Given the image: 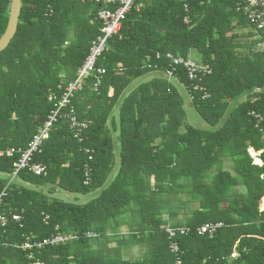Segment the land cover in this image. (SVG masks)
<instances>
[{"label": "trees", "instance_id": "16d2710c", "mask_svg": "<svg viewBox=\"0 0 264 264\" xmlns=\"http://www.w3.org/2000/svg\"><path fill=\"white\" fill-rule=\"evenodd\" d=\"M237 3L136 0L97 61L105 71L100 84L90 77L74 95L77 119L91 122L84 141L62 119L33 154L31 164L45 168L41 175L26 168L13 177L19 154L0 157V194L6 192L0 212L22 215L0 235V264H264V126L255 128L248 116L264 114V49L257 50L264 39ZM9 5L0 0V37ZM98 10L91 2L21 0L17 32L0 53V151L25 150L37 134L53 108L48 96L58 100V86L75 78L99 35ZM168 54L211 74L190 80L176 67L169 79ZM148 74L154 76L132 88ZM185 104L207 129L187 124ZM110 120L118 125V158ZM84 149L93 151L91 160ZM249 149L260 153L261 165L252 163ZM224 159L234 175L222 169ZM58 191L94 197L78 205L58 199ZM191 202L199 206L184 221L162 219ZM210 222L223 227L213 237L196 235ZM166 227L190 232L170 240ZM57 234L78 239L42 250L14 247ZM130 245L146 252L123 259Z\"/></svg>", "mask_w": 264, "mask_h": 264}, {"label": "built area", "instance_id": "2783aa9c", "mask_svg": "<svg viewBox=\"0 0 264 264\" xmlns=\"http://www.w3.org/2000/svg\"><path fill=\"white\" fill-rule=\"evenodd\" d=\"M50 2H55L57 0H48ZM70 2H80L86 3L91 2L99 6L97 12V20L99 21L101 28L99 35L91 42L88 54L77 69L75 78L70 82L66 83L64 86L59 85L58 90L61 92L58 100L56 101L55 94L51 93L48 96V102L53 104V108L50 110L45 122L42 124L40 129L37 131V134L33 137L31 142L27 145L25 150H15L9 149L6 151H0V157L5 156L7 158H12L15 154H19L18 160L13 164L14 172L13 177L23 169L28 168L36 175H41L44 173L45 168L41 165H33L32 157L36 152H40V146L43 144L44 140L49 138L50 132L54 129L55 125L63 120H67L71 131L74 133L73 137L79 142L82 143L83 131H85L91 122H81L76 117V111L73 105L74 95L84 88V84L90 77H95L97 79L96 86L100 84L101 76L105 73L103 69L96 68L97 61L106 51L108 41L114 36L118 35L123 21L126 19L127 15L130 13L134 7L136 0H68ZM237 10L242 12L246 17L249 24L254 28V30L261 34L260 36L264 39V0H238ZM258 47L264 49V43H259ZM167 58L172 63V71L169 72V79L172 78L173 72L177 69L176 67H181L187 72V76L190 80L198 79L202 81L203 78L211 74V70L208 67H200L191 59L175 58L171 54L167 55ZM197 89V86L195 87ZM199 90L204 92V88L199 87ZM203 98H208V94L204 93ZM248 116L254 120L255 128L262 130L264 126V114H260L254 111L248 113ZM84 153L89 156L91 160L93 151L91 149H84ZM89 169L85 170V185L89 184L88 177ZM6 196L5 190L0 194V208L3 204V199ZM9 220L15 223H21L22 215L16 213L6 214L0 212V235L4 234ZM48 217H45L44 222L47 223ZM223 227L222 223H208L200 227L195 228V233L198 236H208L213 237ZM165 232L168 235V238L171 240L177 234L178 235H187L190 232V229L187 227L171 229L169 227L165 228ZM91 233H87L86 237H91ZM78 239L77 236L66 235V234H57L52 235L49 238L42 239L38 242H32L30 238H27L21 246L14 247L19 248L23 251L26 250H42L45 247H57L62 244L71 242ZM170 250L172 253H178V245L174 242H171ZM236 254H232V258ZM28 259H32L28 255ZM31 264H43L42 262H32Z\"/></svg>", "mask_w": 264, "mask_h": 264}, {"label": "rangeland", "instance_id": "374dc122", "mask_svg": "<svg viewBox=\"0 0 264 264\" xmlns=\"http://www.w3.org/2000/svg\"><path fill=\"white\" fill-rule=\"evenodd\" d=\"M249 31H252V30L247 29V30L240 31L239 33L247 34ZM257 50H261L260 47L257 46ZM193 59H194V56H193ZM184 111H185V114H186V122H187L188 125L196 128V129H199V130H205V129L208 128L207 124L204 121H202V119L199 117V115L196 113V111L191 106H189L188 104H185ZM248 154H249V156L252 159V163L256 165L255 158H257L259 153L254 152L252 149H249ZM221 167H222L223 170L229 171V172H231L234 175V172L232 170V162L229 159H224L223 162H222V166ZM150 184H151V186H153V184H154L153 183V179L151 180ZM54 195H56V197L58 199H61V200L65 201V202L74 203V204H78V205H84V204L88 203L89 201H91L93 199V197H94L93 196L94 194H92V193L89 194V195H86V196H82V195H73V194H69V193H66V192H62V191H58V193H55ZM178 198H180V199H182L184 201L186 200L184 197L179 196V195H178ZM176 204H178V202L175 201L174 205H176ZM198 206H199L198 202H191L188 206L181 207L182 209H180L178 211V213H177V215L175 217H168L167 215H164L162 217V219L165 220L167 222V224H169V225H171L172 223H175L176 221H178V222L181 221L182 222L188 216V214L190 213V210L195 209ZM187 208L189 210H187ZM210 223H214V222H210ZM121 232H123V234H126L128 232V229L127 228L126 229L124 228L123 230L121 229ZM133 246H135V245H130L129 247H133ZM110 247L111 248L115 247V243H111ZM143 248H145V246H142V247L140 246L139 249H135V251H133L134 254L132 256L129 255V256H131V259L140 258L141 257L140 254L141 253L144 254Z\"/></svg>", "mask_w": 264, "mask_h": 264}, {"label": "water", "instance_id": "95a60500", "mask_svg": "<svg viewBox=\"0 0 264 264\" xmlns=\"http://www.w3.org/2000/svg\"><path fill=\"white\" fill-rule=\"evenodd\" d=\"M20 9L21 0H10L7 26L3 35L0 37V53L9 46L17 32Z\"/></svg>", "mask_w": 264, "mask_h": 264}, {"label": "crops", "instance_id": "0c3cea01", "mask_svg": "<svg viewBox=\"0 0 264 264\" xmlns=\"http://www.w3.org/2000/svg\"><path fill=\"white\" fill-rule=\"evenodd\" d=\"M154 76V74H148L145 78H143V79H141V80H139V81H136L134 84H133V86H132V88H134L136 85H138L140 82H145V81H148V80H150L152 77ZM109 94H110V92H109ZM118 111H117V109H115L114 110V113H113V117H114V119H115V121L117 120L116 118H117V113ZM118 127V125L116 124V125H113L112 123H111V120H110V122H108V124H107V128L112 132V134H113V140H114V143H113V145H114V154H115V157H117V156H119V142H118V139H117V132L116 131H113V130H116V128ZM260 154V153H259ZM259 156V155H258ZM258 156H257V159H258ZM118 158V157H117ZM255 160H256V158H255ZM260 161V160H259ZM256 165H261V161H260V163L259 164H256ZM115 172H116V170L114 171V173L113 174H115ZM126 229L127 228V226H122L121 227V229L123 230V229ZM116 246V245H115ZM135 249H139V246H134V247H126L125 249H122L121 250V257L123 258V259H126V257L125 256H127V255H133L134 254V252L133 251H135ZM143 250H144V253L146 252V248H143ZM141 256H143V254L141 253L140 254ZM139 255V256H140ZM130 256V257H131ZM125 257V258H124ZM131 259V258H130ZM131 260H135V259H131Z\"/></svg>", "mask_w": 264, "mask_h": 264}, {"label": "bare ground", "instance_id": "6f19581e", "mask_svg": "<svg viewBox=\"0 0 264 264\" xmlns=\"http://www.w3.org/2000/svg\"><path fill=\"white\" fill-rule=\"evenodd\" d=\"M254 154H255V153H254ZM255 163H256V164H259V163H260L259 159L256 158Z\"/></svg>", "mask_w": 264, "mask_h": 264}]
</instances>
